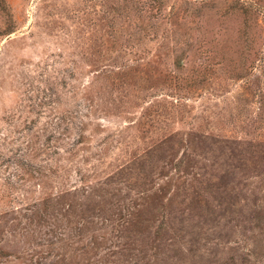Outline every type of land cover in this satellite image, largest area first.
I'll return each instance as SVG.
<instances>
[{
    "label": "rangeland",
    "instance_id": "obj_1",
    "mask_svg": "<svg viewBox=\"0 0 264 264\" xmlns=\"http://www.w3.org/2000/svg\"><path fill=\"white\" fill-rule=\"evenodd\" d=\"M5 2L0 264H264V0Z\"/></svg>",
    "mask_w": 264,
    "mask_h": 264
},
{
    "label": "trees",
    "instance_id": "obj_2",
    "mask_svg": "<svg viewBox=\"0 0 264 264\" xmlns=\"http://www.w3.org/2000/svg\"><path fill=\"white\" fill-rule=\"evenodd\" d=\"M1 6H6L7 7V3L5 2V0H2V2H0ZM9 9L8 7L6 9H0L1 10H7ZM14 32L13 28L8 29L6 32H3L2 34H0V37H3L5 35H9L12 34Z\"/></svg>",
    "mask_w": 264,
    "mask_h": 264
}]
</instances>
